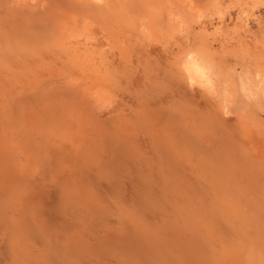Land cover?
Instances as JSON below:
<instances>
[{
	"label": "rangeland",
	"instance_id": "rangeland-1",
	"mask_svg": "<svg viewBox=\"0 0 264 264\" xmlns=\"http://www.w3.org/2000/svg\"><path fill=\"white\" fill-rule=\"evenodd\" d=\"M0 264H264V0H0Z\"/></svg>",
	"mask_w": 264,
	"mask_h": 264
}]
</instances>
